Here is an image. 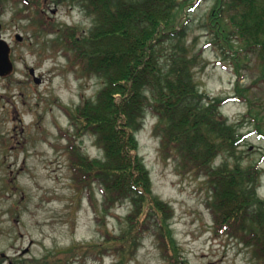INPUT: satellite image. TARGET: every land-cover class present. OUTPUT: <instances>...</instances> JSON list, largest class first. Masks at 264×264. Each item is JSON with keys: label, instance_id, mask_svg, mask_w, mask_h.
<instances>
[{"label": "trees", "instance_id": "obj_1", "mask_svg": "<svg viewBox=\"0 0 264 264\" xmlns=\"http://www.w3.org/2000/svg\"><path fill=\"white\" fill-rule=\"evenodd\" d=\"M8 1L0 0V14ZM45 1L23 0L24 7L14 15L29 20L40 53L50 43L68 57L79 78L103 81L94 96L73 109L62 105L75 128L64 145L73 186L94 208L95 189L100 188L98 224L103 225L118 204L128 203L130 209L120 232L100 229L104 238L99 244H80L20 262L11 258L13 264H71L79 252L86 257L96 247L99 256L113 252L117 264H127L148 235L156 238L170 264H190L173 235V207L153 195L150 170L144 158L133 153L139 148L136 133L149 112L158 118L154 133L160 137L163 159L176 160L185 173L209 184L206 203L215 233L242 243L251 253V264H264V199L257 190L264 171L258 164L230 161L246 133L223 115L220 108L228 98L200 89L194 75L200 53L192 54L185 42L189 18H184V10L205 0H55L79 6L92 19L87 29L57 24L46 14ZM211 1L206 22L215 37L211 42L234 53L235 67L242 52L257 55L260 75L254 84L264 82V0ZM239 88L231 98L246 102L254 131L264 137V102L250 97L249 88ZM257 105L261 109L255 110ZM86 136L94 137L102 156L90 157L82 150L77 138Z\"/></svg>", "mask_w": 264, "mask_h": 264}, {"label": "rangeland", "instance_id": "obj_2", "mask_svg": "<svg viewBox=\"0 0 264 264\" xmlns=\"http://www.w3.org/2000/svg\"><path fill=\"white\" fill-rule=\"evenodd\" d=\"M43 4L47 15L59 25L66 23L85 29L92 25V19L79 6L57 4L55 0ZM212 5L211 0H205L184 10V18H189L186 45L192 54L200 53L194 68L195 79L210 96L228 98L220 108L223 115L246 133L230 161L258 164L264 171V137L254 131L246 102L231 98L238 86L243 92L249 88L250 97L264 102V82L254 84L260 75L258 57L252 52H242L238 72L234 53L220 42H211L215 37L208 32L206 22ZM5 6L0 14L1 27L3 37L12 47L14 70L9 76H0V254L3 257L0 264H13L11 258L20 262L80 244H99L104 238L100 229L106 226L114 233L120 232L124 227L123 216L130 206L118 204L103 225L98 224L101 190L95 189L94 208L73 186L69 156L64 149L68 136L74 137L75 128L63 106L73 109L83 98L94 96L103 81L95 77L79 78L68 65V57L61 50L54 51L50 43L40 53L41 45L28 25L29 20L14 16L24 7L23 0H10ZM18 33L23 37L20 41L16 39ZM29 67H34L43 79L40 83L34 80ZM256 109H261L260 105ZM148 114L144 127L136 133L139 148L133 153L143 157L150 170L153 195L170 203L175 211L171 225L184 258L190 264H251V253L242 243L215 233L213 216L206 203L211 194L206 180L185 173L174 159H163L159 153L160 137L154 133L157 118ZM77 142L90 157L103 155L93 136L77 138ZM223 159L216 161L220 163ZM257 190L264 199V172ZM97 254L96 247L88 256L82 257L81 251L70 261L71 264H117L113 252L102 257ZM127 264L170 262L162 256L156 238L148 235Z\"/></svg>", "mask_w": 264, "mask_h": 264}, {"label": "water", "instance_id": "obj_3", "mask_svg": "<svg viewBox=\"0 0 264 264\" xmlns=\"http://www.w3.org/2000/svg\"><path fill=\"white\" fill-rule=\"evenodd\" d=\"M2 22H1V17H0V76L6 75V74H10L13 70V62L11 60L10 57V53H11V47H9V43L7 42V40L5 38L2 37ZM17 38L19 40H22L23 37L18 34ZM30 72L32 74L35 73V69L31 68ZM35 77L36 82H40L41 79L39 77Z\"/></svg>", "mask_w": 264, "mask_h": 264}, {"label": "flooded vegetation", "instance_id": "obj_4", "mask_svg": "<svg viewBox=\"0 0 264 264\" xmlns=\"http://www.w3.org/2000/svg\"><path fill=\"white\" fill-rule=\"evenodd\" d=\"M53 12H55V10H53Z\"/></svg>", "mask_w": 264, "mask_h": 264}]
</instances>
